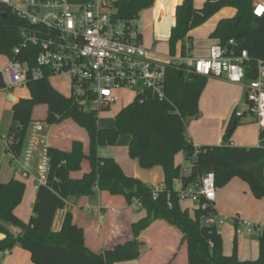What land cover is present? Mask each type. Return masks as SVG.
<instances>
[{"label": "trees", "instance_id": "obj_1", "mask_svg": "<svg viewBox=\"0 0 264 264\" xmlns=\"http://www.w3.org/2000/svg\"><path fill=\"white\" fill-rule=\"evenodd\" d=\"M156 0H119L117 15L125 20H138L140 13L153 6ZM264 1V0H263ZM255 0H208L201 9L193 7V0H184L175 10V23L170 29L167 41L168 54L180 52L185 56V43L192 51L191 30L200 27L222 8L236 10L233 19L218 22L209 38L225 50L226 55H237L245 50L248 62L244 66V79L254 81L257 76L256 60L264 62V15L252 14ZM22 22L9 7L0 4V55L33 65L37 52L26 48L20 54L14 49L21 45L19 30ZM230 41L232 42L230 44ZM208 77L192 72L169 68L165 75L164 100L134 101L115 114L114 127L100 130L97 126V112H85L76 102L54 90L47 79L29 81L25 84L29 97L19 99L12 107L11 123L7 131V144L15 156L23 152L27 129L32 121L35 107L44 105V121L55 126L64 120L76 124L86 135V151L76 140L69 150L49 147V171L47 185L39 187L34 196L31 217L24 223L14 214L22 202L26 185L12 179L0 182V232L5 236L0 242V251L10 252L15 245L29 253L32 264H115L138 260L143 243L138 239L153 223L164 222L177 230L180 243L185 244L187 264H264V226L258 235L251 237L258 243L256 260L237 258L236 238L230 254H224L222 237L218 227L205 226L204 219L216 211L212 205L206 209L180 207L179 195L173 190L176 180L181 187L195 185L202 175L212 172L215 191L224 188L231 180H242L250 193L257 199L264 198V130L259 132V146L252 148L233 147L229 140L240 117L232 114L222 137L223 146H193L185 130V121L196 117L200 95L205 89ZM5 86L0 80V90ZM245 103L248 101L245 96ZM102 111H107L104 109ZM130 135L128 157L135 160L141 169L161 167L163 189L153 196V190L140 180L125 175L114 158L100 156V147L112 145L120 135ZM190 164L187 174L181 165L175 163L177 153ZM88 171L81 172L82 163ZM98 188L95 191L94 187ZM96 193L120 197L128 206L138 203L145 216L129 226L132 239L115 245L111 250L94 252L85 245L86 232L73 223L67 209L70 202L80 197H92ZM201 201L200 204H202ZM66 209L60 229H52L56 214ZM237 228L236 224H232ZM7 227L20 232L15 235Z\"/></svg>", "mask_w": 264, "mask_h": 264}, {"label": "built area", "instance_id": "obj_2", "mask_svg": "<svg viewBox=\"0 0 264 264\" xmlns=\"http://www.w3.org/2000/svg\"><path fill=\"white\" fill-rule=\"evenodd\" d=\"M118 2L89 0L82 5H71L67 0H19L18 4L0 0V4L9 7L23 24L19 30L22 42L14 49L15 54L29 47L37 52L33 65L9 59L0 72L4 90L25 87L29 81L66 76L70 84L68 98L85 112H97L108 110L118 100L116 92L123 90L133 95L132 102L164 100L166 71L173 67L202 77L223 79L232 85H243L249 104L247 112L264 128L262 60H256L257 76L249 82L244 79L247 52L226 55L216 42L204 59L194 58L188 44L184 47L185 56L179 52L166 61L153 59L142 45L141 33L137 32L140 18L125 20L118 17ZM252 14L256 17L264 15L263 0L255 2ZM238 116H241L240 112L236 113ZM49 127L44 120L32 121L20 156H15L7 144L10 167L16 175L24 180L31 176L33 169L36 170L35 190L47 185ZM183 173L187 174V170ZM163 188L155 189L153 196ZM94 189L98 191L96 186ZM176 191L180 201L193 203L204 210L216 198L214 175L207 172L195 185ZM133 204L138 206L137 202ZM226 222L236 224V232L245 235H252L258 229L246 220L217 213L204 219L205 226L221 227Z\"/></svg>", "mask_w": 264, "mask_h": 264}, {"label": "crops", "instance_id": "obj_3", "mask_svg": "<svg viewBox=\"0 0 264 264\" xmlns=\"http://www.w3.org/2000/svg\"><path fill=\"white\" fill-rule=\"evenodd\" d=\"M178 1L179 0H156L153 6L149 9L143 10L142 19L140 17L142 32L139 33H141L142 45L148 50L152 58H158L162 55L161 50H163L162 48L164 47L163 42L167 43L170 29L175 23L174 15ZM207 1L208 0H194V9H201ZM235 16L236 10L222 8L211 19L203 23L202 26L191 30L189 33L193 48L191 55L197 59L206 58L209 55L210 46L215 43V41L210 39L209 36L218 22L222 19H233ZM147 31H150L153 35L151 44L145 41L147 39V33L145 32ZM180 46L181 43H179L176 48L180 49ZM8 61L9 59L7 57L0 55V72L7 66ZM207 80L208 82L200 95L198 103L199 115L191 117L185 121V130L187 131V136L193 146L196 148L206 145L223 146L222 137L225 127L234 111L237 113L240 112L241 116H238L240 117L239 126L231 136L228 144L238 148H252L259 146V132L264 130V128H261L258 125L256 117L250 114L251 117L248 118L243 109L237 111L238 105L245 102L246 95L244 94V86L232 85L223 79L207 78ZM20 88L22 87L16 89ZM9 95L15 98V103L6 101ZM19 99L21 98L15 94L0 93V128L7 127L8 131L12 120V107L19 102ZM245 105L247 107L246 103ZM64 127H59L58 133H61L60 130ZM75 127L77 128L78 126L72 123L70 128L73 129ZM56 130L58 129H55V126H51L48 129V133H50L48 141L49 147L69 150L70 143L73 141L78 140L82 142L85 140L87 142L86 135L84 136L85 139L79 135H76L75 137L72 135H64L63 138L70 140L68 149H64L57 143V137L55 133H53ZM6 136L7 132L6 135L0 134V182L6 184L12 179L22 182L23 179L16 175L10 167L11 157L7 151ZM86 142L84 144L85 148L87 147ZM117 142L115 146L117 145ZM4 157H7L8 161H5ZM112 158H114V160L120 165L125 175L140 180L150 189V186L158 183L160 177H162L163 170L159 166L150 170H143L135 160L126 159L123 155H112ZM81 165L82 170L77 173L80 175L88 171V165L85 162ZM77 174H74V177H76ZM35 176L36 170L33 169L31 176L28 177V179L31 178L32 181H34ZM177 183L180 188L181 181L177 180ZM215 194L216 198L213 202V208L217 214L238 217L252 223L258 228L252 233V235L258 233L261 227L264 226V198L256 200L252 193H250L247 184L242 180H231L224 186V188L217 189ZM34 196L32 195L29 197V191L26 188L22 197V202L14 209V214L24 223H27L31 217L32 204L35 200ZM186 203L190 204L192 209L195 208L193 203ZM26 204H28L27 206L31 205L29 215L28 212L27 215H23L26 214ZM67 209H69L70 214H72L73 223L77 227L85 230L86 247L94 252L111 250L115 245L123 244L127 242V240H131L132 235L131 230L129 229L130 224L138 222L145 216V212L141 211L138 206L134 204L128 206L122 198L108 196L105 193H96L92 197H80L79 199L70 202ZM65 212L66 209H63L56 214L57 216L52 226L54 231L60 229L62 221L66 215ZM95 219L96 222H94ZM7 229L15 235L20 233L16 228L7 227ZM227 232L231 235L234 233H236V235L238 234L235 226L232 224L228 226ZM252 235L246 236L249 237ZM4 238L5 236L0 232V242L4 240ZM180 239L181 236L177 230L170 228L164 222H155L144 231L138 239L143 243L140 258L134 261L115 264H139L142 258H145L150 264H187L185 244H181ZM246 241L247 243L242 244V246L237 242V258L240 261L256 260L258 256V243L251 238ZM222 243L224 254H230L231 252L229 248L226 247L224 240H222ZM0 264L32 263L29 253L24 251L18 245H15L10 252L2 253L0 251Z\"/></svg>", "mask_w": 264, "mask_h": 264}, {"label": "rangeland", "instance_id": "obj_4", "mask_svg": "<svg viewBox=\"0 0 264 264\" xmlns=\"http://www.w3.org/2000/svg\"><path fill=\"white\" fill-rule=\"evenodd\" d=\"M87 1L88 0H68V2L71 5L72 4L73 5H82L84 3H87ZM10 2L13 3V4H18L19 0H10ZM193 4H194V0H193ZM177 7H178V2H177ZM139 17H141V19H142L143 11L140 13ZM137 32H142V26H138ZM145 33H147V37H146L147 39L145 41H147L148 43L151 44L152 43V36H153L152 33H150V31H147ZM160 45H161V42H160ZM166 45H167V43L163 42V46L164 47L162 48L163 50H161L162 51V55H160V57H158V58H153V59H157L159 61H166L169 58V54H168V51L166 49ZM176 53H179V49L178 48L176 49ZM48 83L51 85V87L54 90H56L57 92H60L63 96H65V97L69 96V94H70V84H69V80H68V78L66 76L52 77V78H50L48 80ZM0 93H2V94L11 93V94L17 95L21 99H26V97H28V95H29V90H28L27 86H25V87H22L20 89L13 88V89L3 90V91L0 90ZM244 94H245V90H244ZM116 97H117L118 100L114 104H112L108 108L107 111H97V116H98L97 126H98V128L100 130L111 129L113 127V125H114L115 114L118 111H120L121 109H123L126 105L130 104L134 100L133 95L130 92L126 91V90L116 92ZM242 109L246 112V116L248 118H250L251 115H250L249 112L246 111L247 107L245 105V102H242L240 105H238L237 111H240ZM45 112H46V107L44 105L37 106L33 110L32 117L35 120L43 121L45 119V117H44ZM70 122L71 121H69V120H64L61 123H59L58 125H55V129H58V130L53 132V133H55V135L57 137L58 145H60L64 149H68V146H69V143H70L69 139L63 138L64 135L65 136L72 135L74 137L76 135H79L83 139H85V137H86L85 133L82 130H80L79 127H77V128L75 127L73 129L70 128L71 125H72V122L71 123ZM74 125H76V124H74ZM59 127H64V128H62L60 130L61 133H58ZM0 130H1L0 131L1 135H6L7 127H1ZM130 140H131V136L130 135H127V134L120 135L117 138L118 142L116 141L117 142L116 146H115V144H116V142H115L112 145H105V146L100 147V150H99L100 155L102 157H105V158L112 157V155H116V156L123 155L124 158L130 159L127 156L128 144H129ZM79 142L82 144V148L84 150H86L85 145H84L86 141L83 140L82 142L81 141H79ZM86 144H87V142H86ZM4 160L8 161L7 157H4ZM174 161H175V163L181 165L182 170H186V169L190 168V164L188 162L184 161L183 155L180 152L175 155ZM143 170H150V169H143ZM77 176H80V174H77L76 177ZM22 182L26 185V188L29 191V197H31L32 195L34 196L35 189H34V183H33L32 179L30 178L28 180H22ZM163 185H164V179H163V173H162V177H160L158 183H156L155 185H151L150 187L154 191L155 189L159 188V186H163ZM178 186H179V184L177 183V180H176L174 182V184H173V190L174 191L177 190L179 188ZM179 204H180V207L182 209H186L187 208L188 211L190 213H192V206L190 204H188V203H186L184 201H180ZM27 205L28 204H26V209H25L26 210V214H23V215H27V212H28V215H29V212L31 210V205H29V206H27ZM94 222H96V219L94 220ZM229 225H231V224L229 222H226L224 226L218 227V231L220 232V234L222 236V240H224V243H225L226 247L229 248L230 252H231V249L233 247L234 238H236V243L238 242L242 246V244H246L247 243L246 240H249L251 237H254V236L258 235V233H254L252 236L248 237V236L244 235L242 232L238 233L237 235H236V233L231 235V234H229L227 232V228H228ZM238 243H237V246H238ZM139 264H150V262H147L145 260V258H142L140 260ZM170 264H173V263H170Z\"/></svg>", "mask_w": 264, "mask_h": 264}, {"label": "water", "instance_id": "obj_5", "mask_svg": "<svg viewBox=\"0 0 264 264\" xmlns=\"http://www.w3.org/2000/svg\"><path fill=\"white\" fill-rule=\"evenodd\" d=\"M183 1H184V0H179V1H178V6H180V5L183 3ZM210 1H212V2H216L217 0H210ZM6 101H7V102H12V103H15V102H16V101H15V98H14L13 96H11V95H9V97H7Z\"/></svg>", "mask_w": 264, "mask_h": 264}]
</instances>
